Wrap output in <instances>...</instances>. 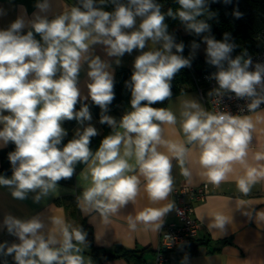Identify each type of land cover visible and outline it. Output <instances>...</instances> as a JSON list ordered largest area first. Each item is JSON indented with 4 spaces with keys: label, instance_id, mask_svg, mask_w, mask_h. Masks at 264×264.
<instances>
[{
    "label": "clouds",
    "instance_id": "1",
    "mask_svg": "<svg viewBox=\"0 0 264 264\" xmlns=\"http://www.w3.org/2000/svg\"><path fill=\"white\" fill-rule=\"evenodd\" d=\"M99 2L103 5L105 0ZM111 2L114 11L96 6V0H80V7L73 6L52 20L36 14L29 21L18 17L6 30H0V142L4 146L15 144V150L8 154L12 176L0 175V186L9 187L19 200L30 192L37 193L34 201L39 202L57 192L59 181L72 178L80 163L86 167L80 173L83 191L78 205L99 212L107 221L120 208L134 203L141 190L151 202L167 200L174 186L173 160L188 178V163L195 153L210 184L219 186L235 175L237 189L247 195L252 186L264 181V152H256L252 162L248 160L255 127L250 116L213 113L195 101H185L181 128L186 140H173L164 138L162 125H175L176 114L152 106L171 98L172 79L190 66V60L180 54L184 44L176 43L168 33L165 18H179L189 33H208L209 24L198 19L204 14L205 0H178L179 9H168L166 14L155 0ZM36 7L45 12L50 4L43 0ZM234 15L240 18L242 13ZM28 26L30 30L23 34ZM202 39L207 46V63L217 68L213 74L218 84L215 95L247 98L251 101L248 112H255L264 104V64L257 63L250 71V58H231L235 45L227 33L223 40L211 35ZM149 41L161 47L142 51L135 58L131 111L117 123L104 114L115 96L113 76L107 70L110 65L99 56L89 58V48L102 44L108 56L122 57L134 49H145ZM198 47L192 43L193 49ZM83 61L89 68L88 96L102 112L100 123L114 130L94 153L89 145L97 130L91 125L60 147L67 135L63 121L75 119L82 124L92 119L87 105L75 110ZM236 165L242 173L237 174ZM172 207L171 203L144 207L135 217H128L129 228L135 230L137 223L159 227L158 222ZM215 220L217 227L224 226L222 214ZM3 223L19 243L0 244V254L14 255L15 264H84L79 253L86 233L63 218L52 220L56 227L47 235L41 231L45 225L38 217L24 220L6 215Z\"/></svg>",
    "mask_w": 264,
    "mask_h": 264
},
{
    "label": "crops",
    "instance_id": "2",
    "mask_svg": "<svg viewBox=\"0 0 264 264\" xmlns=\"http://www.w3.org/2000/svg\"><path fill=\"white\" fill-rule=\"evenodd\" d=\"M42 2L43 0H0V30H6L18 17L29 21L35 19L34 14H36L52 20L64 11L70 10L73 6H81L80 0H48L50 8L45 12H41L36 5ZM139 22L140 20L137 18V27ZM28 30H30V26L23 29L22 33L26 34ZM34 35L37 40H40L38 34L34 33ZM105 47L102 44L91 45L88 56L89 58L99 56L101 60L106 61L110 65L107 70L112 74L114 81L117 66L134 68L135 58L142 54V51H149L153 48L159 49L161 45H153L149 41L145 49H134L130 54L125 53L122 57L108 56ZM173 53H175L174 50ZM201 57L207 58V56ZM117 60H119V63H117ZM88 71V62L83 61L78 76L79 99L87 102L91 101L87 89V84L90 83V78L87 75ZM58 76L59 73H57ZM209 97V91H205L203 95L199 93L192 79L186 81L183 90L172 95L164 106L177 116L175 125H162L164 138L186 140L181 128L183 119L181 113L185 110V101H195L205 111L213 112ZM152 106L159 108L154 104ZM8 114V112H4V115ZM240 115L250 116L255 125L248 156L249 162H252L254 153L264 152V106H260L255 112ZM119 120H117V123H119ZM88 122L91 123V121H84L82 124L77 122L75 126L79 125V128L77 131L73 130L74 133L80 132ZM2 127L3 125H0V129ZM113 131L109 135L113 134ZM8 144L4 146L0 142V152L8 147ZM85 167L83 165L76 173L74 183L58 182L57 192L50 193L39 202L34 201V196L37 193L30 192L26 199L19 200L12 196L9 187L0 186V244L7 242L10 246L12 243H19L18 238L10 235L4 226L3 221L6 215L24 220L38 217L45 225L41 230L45 235L55 230L56 226L52 223V220L56 217L63 218L72 227L79 228L78 217H72L62 204L56 202L57 198L73 196L76 198V208L79 216L86 218L93 228L94 243L96 245L110 249L116 243L129 248L147 247L143 254V260L138 264H156L155 254L159 242V227L163 222H171L176 219L174 208L172 207L161 218L158 222L159 227L137 223L135 230H132L128 225V217H135L136 213L144 207H163L168 203L173 204L172 193L165 201L151 202L147 194L141 190L134 203L129 202L126 206L120 208L116 214L110 215L106 221L99 212L82 209L78 205V197L83 191L80 173ZM188 167L191 170V176L186 178L181 174L179 163L173 160V188L185 183L193 185L207 183L209 186V193L206 197L201 201L194 202L195 217L200 222L198 233L191 241V246L192 248L195 247L196 251L192 254H188L183 250L172 252L169 261L164 264H264V181L252 186L251 191L245 195L237 189L235 175L219 186L210 184L202 175V169L197 163L195 153L190 156ZM236 169L237 174L242 173L239 165H236ZM0 175L11 178L12 172ZM218 213L225 217V224L222 228L216 226L215 217ZM4 257L8 260L14 258V255H4ZM105 264L130 263L125 258L118 257L106 260Z\"/></svg>",
    "mask_w": 264,
    "mask_h": 264
},
{
    "label": "trees",
    "instance_id": "3",
    "mask_svg": "<svg viewBox=\"0 0 264 264\" xmlns=\"http://www.w3.org/2000/svg\"><path fill=\"white\" fill-rule=\"evenodd\" d=\"M120 3H127V0H119ZM161 6V11L167 13L168 9H172L176 12L179 9L178 0H155ZM96 6L102 7L105 11H114L115 5L111 0H105L103 5L99 0H96ZM239 11L242 13L240 18H237L234 13ZM200 20H204L210 26V32L196 35L195 33H189L185 25L181 23L179 18L173 19L172 17L165 18V23L168 26V33L174 37L176 43L184 44V51L180 53L184 58L190 60V66L182 68L177 72L171 81L172 95L177 94L183 90V85L186 81L191 80V70L201 72L207 69L210 64L207 63V58H202L200 55L196 57L190 56V50L192 49V43L196 42L198 45L203 42V35H211L216 40H223L225 33L229 36V42L234 44V51L236 56H242L246 59L251 53H253L259 46L258 34L264 30V0H230L229 3H224V0H205L204 14L198 17ZM175 51V49H173ZM134 68L117 66L114 77V99L111 103L120 102L123 106L124 112L118 118L120 119L131 109V88L130 81ZM165 100L163 103H156L158 107L165 106ZM83 105H87L89 110H93L100 118L99 108L93 103V101H84L79 99V102L75 106V110L79 111ZM77 121L65 120L62 122V127L66 130L67 135L63 138L62 144H66L69 140L76 138L78 133H82L84 128L91 123H86L78 133H74L73 128ZM102 132L97 133L96 136L91 138L90 149L93 153L98 149L101 141L107 135L112 132V128L107 124H102ZM15 150V144L9 142L8 147L4 148L0 152V174L12 172V165L8 159V154ZM83 164L78 163L75 166V173L70 179H62L61 183L72 184L74 183L76 173L81 169ZM57 203L64 206L66 211L72 217H78L79 228L86 233V241L84 245H81V252L85 254L89 261L84 260V264H105V261L111 258L123 257L129 261L130 264H138L143 260V254L146 248H129L120 243L114 244L110 248H106L94 243L93 228L87 222L86 218L79 216L76 208V198L73 196H64L56 199ZM227 241V240H224ZM58 247V246H57ZM185 251L188 254H192L196 251V248H192L191 242H188L176 251ZM6 264H15L14 258L8 259Z\"/></svg>",
    "mask_w": 264,
    "mask_h": 264
},
{
    "label": "built area",
    "instance_id": "4",
    "mask_svg": "<svg viewBox=\"0 0 264 264\" xmlns=\"http://www.w3.org/2000/svg\"><path fill=\"white\" fill-rule=\"evenodd\" d=\"M259 46L246 59H251L252 65L249 70H255L257 63L264 64V30L258 34ZM233 50L231 58L235 59ZM217 71L215 66L210 65L207 69L196 72L191 70L192 81L201 95L205 91L210 92L209 102L213 113L230 112L233 115L250 113L247 105L249 99H238L234 94L216 96L215 89L218 88L213 74ZM260 106H264L261 104ZM209 193L207 183L182 184L173 188L172 200L176 219L171 222H163L159 227V242L155 254V263L164 264L169 261L171 253L175 252L196 237L200 228V222L195 217V201L203 200Z\"/></svg>",
    "mask_w": 264,
    "mask_h": 264
},
{
    "label": "rangeland",
    "instance_id": "5",
    "mask_svg": "<svg viewBox=\"0 0 264 264\" xmlns=\"http://www.w3.org/2000/svg\"><path fill=\"white\" fill-rule=\"evenodd\" d=\"M206 47H207L206 44L202 42L201 44H199L198 48L196 49L192 48L190 50V56H194V57H196L197 55L206 56ZM98 108H99V114L101 115L102 114L101 109L99 106ZM89 111L92 117V119L90 120L91 124L93 125V127L96 128L97 133H101L103 126L100 123V118L97 116V114L93 110H89ZM123 112H124V109H123L122 104L120 102H114L108 106V111L104 114L113 117L117 121ZM78 128H79V125H76L73 130L77 131ZM79 254L84 257V260L89 261L88 257L85 254H83V252H80Z\"/></svg>",
    "mask_w": 264,
    "mask_h": 264
},
{
    "label": "water",
    "instance_id": "6",
    "mask_svg": "<svg viewBox=\"0 0 264 264\" xmlns=\"http://www.w3.org/2000/svg\"><path fill=\"white\" fill-rule=\"evenodd\" d=\"M7 259L4 257L3 254H0V264H6Z\"/></svg>",
    "mask_w": 264,
    "mask_h": 264
}]
</instances>
